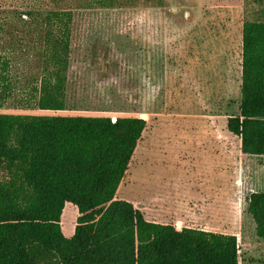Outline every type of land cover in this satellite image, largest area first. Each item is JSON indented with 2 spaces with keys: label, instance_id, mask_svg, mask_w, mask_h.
<instances>
[{
  "label": "rangeland",
  "instance_id": "1",
  "mask_svg": "<svg viewBox=\"0 0 264 264\" xmlns=\"http://www.w3.org/2000/svg\"><path fill=\"white\" fill-rule=\"evenodd\" d=\"M85 2L0 0V57L13 83L0 113L147 120L116 200L139 209L160 195L161 206L195 211V223L218 211L208 232L237 236L240 264H264V242L248 212L251 194L264 193V156L244 155L227 130L242 102L243 24L264 22V2L164 0L163 7L117 9ZM57 10L73 12L66 107L42 111L34 90L44 75L45 18ZM79 216L66 205V237Z\"/></svg>",
  "mask_w": 264,
  "mask_h": 264
},
{
  "label": "trees",
  "instance_id": "2",
  "mask_svg": "<svg viewBox=\"0 0 264 264\" xmlns=\"http://www.w3.org/2000/svg\"><path fill=\"white\" fill-rule=\"evenodd\" d=\"M144 4L163 7L164 0H86L84 6ZM45 21L36 106L60 112L73 12L52 11ZM8 73L0 57V109L13 97ZM241 94L240 115L228 119L227 130L240 138L244 155L264 156V22L243 24ZM147 126L134 116L0 113V264H240L237 236L151 223L133 203L116 200ZM67 204L80 213L69 238L61 223ZM248 212L264 242V193L251 194Z\"/></svg>",
  "mask_w": 264,
  "mask_h": 264
},
{
  "label": "crops",
  "instance_id": "3",
  "mask_svg": "<svg viewBox=\"0 0 264 264\" xmlns=\"http://www.w3.org/2000/svg\"><path fill=\"white\" fill-rule=\"evenodd\" d=\"M214 133H215V137H216L217 133L216 132H214ZM215 141H218V140L215 139ZM210 188H213V187H210ZM209 198L212 199V197H210V196H209ZM161 199H162V197L160 195H157V197L150 204V206L147 207L145 205H141V207L139 208V210L144 215V218L148 222L156 223V224H162V225H173V226H177L179 228L197 229V230H202V231H210L212 228H214V226L210 225L208 223V221H213V222L216 221V214L218 211L214 212V211L210 210L209 214H212L213 217L209 216V214H208L205 221H201V222L198 221L195 223V222H192V220L194 219L193 218L194 215L195 216L197 215L195 213V211L188 212V209H187V211L186 210L183 211L184 213L183 212L180 213V212L176 211L179 209V207L175 208V210L168 209L166 204L161 206V204L163 203L161 201ZM213 200L214 199H212V201ZM198 203L199 202H197V204ZM217 203H219V202H215V201L211 202V204H213V206H211V208L214 206H217ZM164 210H171V211L169 213H164ZM217 210H218V208H217Z\"/></svg>",
  "mask_w": 264,
  "mask_h": 264
}]
</instances>
